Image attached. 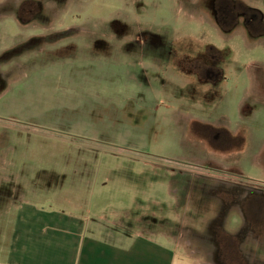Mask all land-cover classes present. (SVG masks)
<instances>
[{
  "label": "rangeland",
  "instance_id": "1",
  "mask_svg": "<svg viewBox=\"0 0 264 264\" xmlns=\"http://www.w3.org/2000/svg\"><path fill=\"white\" fill-rule=\"evenodd\" d=\"M24 1L0 0V211L16 210L7 195L72 213L83 194L110 220L191 243L196 264H218L217 228L247 232V264H264V234L249 228L264 227V212L248 222L240 196L224 200L234 184L264 190V38L221 32L200 0H31L40 13L25 24ZM243 1L264 13V0ZM142 33L179 53L230 49L222 79L183 68L193 52L155 60ZM195 121L210 126L202 137ZM216 133L241 138L223 145ZM81 181L91 185L77 193Z\"/></svg>",
  "mask_w": 264,
  "mask_h": 264
},
{
  "label": "crops",
  "instance_id": "2",
  "mask_svg": "<svg viewBox=\"0 0 264 264\" xmlns=\"http://www.w3.org/2000/svg\"><path fill=\"white\" fill-rule=\"evenodd\" d=\"M90 185L81 181L74 187L78 193ZM4 198L16 210L0 211V264H196L170 233L156 232L152 224L148 230L131 229L130 217L121 221L117 213L111 217L119 221L110 220L93 212L94 203L83 194L73 196L72 213L48 212L27 198ZM143 220L137 217L133 224Z\"/></svg>",
  "mask_w": 264,
  "mask_h": 264
},
{
  "label": "flooded vegetation",
  "instance_id": "3",
  "mask_svg": "<svg viewBox=\"0 0 264 264\" xmlns=\"http://www.w3.org/2000/svg\"><path fill=\"white\" fill-rule=\"evenodd\" d=\"M182 5L191 8L190 5H195L191 0H181ZM200 5L210 14L211 19L217 26V28L225 33L232 34L238 28H243L247 35L254 38H264V13L243 0H200ZM40 13V8L34 4V1L25 0L19 7L18 15L22 22H32L35 17ZM158 37V38H157ZM128 40H134V37H127ZM138 43L144 50L151 51L154 55V59H161V56L165 55L163 52H168L169 59L175 58H191V53L197 55L191 62L184 63L183 68L191 69L201 76L204 81L217 82L223 77V59L225 54L230 50H221L213 45L203 46L201 49L195 51L185 50L179 53L174 51L173 46H169V50L163 49V43H166L165 37L160 38L157 35H151L148 33H142L136 37ZM147 43V44H146ZM7 80L4 73L0 70V89L5 87ZM209 125L201 122H192L190 129L191 134L195 137H202L203 130L209 129ZM229 136V135H228ZM227 136V137H228ZM215 140H220L223 145H228L236 141H240V134H233L229 136V140H222L220 133L213 135ZM234 184V183H233ZM249 191L243 196L245 192L240 189L239 186L234 184L232 189H228L224 194V200L227 204L233 205L234 200L240 196L241 211L243 216L250 222L252 214L264 212V190L257 189L255 185H250ZM253 186V187H252ZM252 187V188H251ZM233 197V198H232ZM232 203V204H231ZM262 224V223H261ZM250 233L264 234V227L259 225L257 228L254 224L249 227ZM189 234L193 233L191 228L187 229ZM215 234L216 239L213 240L217 246V258L218 264H247L245 259V252L242 245L244 244V236L247 234L245 231L239 232L237 235L228 233L227 231L217 228L212 231ZM188 247H191V243H186Z\"/></svg>",
  "mask_w": 264,
  "mask_h": 264
}]
</instances>
